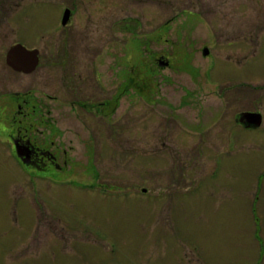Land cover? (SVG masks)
Returning <instances> with one entry per match:
<instances>
[{
	"label": "rangeland",
	"instance_id": "rangeland-1",
	"mask_svg": "<svg viewBox=\"0 0 264 264\" xmlns=\"http://www.w3.org/2000/svg\"><path fill=\"white\" fill-rule=\"evenodd\" d=\"M12 2L0 264H264V0ZM83 4L85 50L81 34L63 38ZM174 15L181 34L166 39ZM16 38L40 49L30 74L5 63ZM245 111L260 128L237 123ZM17 138L45 165L19 160Z\"/></svg>",
	"mask_w": 264,
	"mask_h": 264
},
{
	"label": "flooded vegetation",
	"instance_id": "flooded-vegetation-1",
	"mask_svg": "<svg viewBox=\"0 0 264 264\" xmlns=\"http://www.w3.org/2000/svg\"><path fill=\"white\" fill-rule=\"evenodd\" d=\"M14 3L12 2V0H0V13L1 12H4V10H5V8H7V6L9 5V6H11V5H13ZM66 5H68V6H65L64 8H63V12H62V14H60V17H59V19H58V21H60V25L62 26V28H63V20L64 19H67L68 18V20L70 19L71 20V18H72V15L74 14L73 13V8H72V4L71 5H69V4H66ZM86 5H82V19L80 20V22H79V29H80V31H78V32H76V31H74V30H70L69 29V31L67 32L68 34H64V36H63V38L64 39H66L68 42H70L74 37L73 36H75L77 33L78 34H81L82 35V38L85 40V44H84V50L86 49V47H87V45H88V39H89V37H88V35L91 33V32H93V30H90V29H87V23L88 22H90L89 21V18H90V16L88 15V13H87V11H86ZM85 9V10H84ZM2 14H4L5 15V13H2ZM62 15V16H61ZM175 18H177V16H172L171 18H169V19H166L165 21H164V23H163V25H162V30H163V32H164V36H165V38L167 39V37H166V34H168L169 36H170V38L172 37V36H174L175 38H178V36L181 34L180 32H177L178 30H176V28L174 27V28H171V29H167V25H169L171 22H172V20H174ZM67 20V21H68ZM63 21V22H62ZM130 20L129 19H125L124 20V22H129ZM136 22H137V25H138V27H140V31H141V33L142 32H144L145 31V29L143 28V27H145L146 28V26H144L141 22H140V24H139V21L138 20H135ZM1 23V22H0ZM116 24L118 25V27H120V29L124 32V33H128L130 30H132L133 32H134V28H131V26L128 24V23H123V22H121V21H117L116 22ZM160 29V28H159ZM149 34H151V33H148V35ZM142 35H144L143 33H142ZM159 39H162V38H164V37H162V35L161 36H159L158 37ZM15 42L11 45V46H9V48L11 49L13 46H15V45H17V44H20V43H18L20 40L18 39V38H16L15 40H14ZM84 43V42H83ZM20 45H22V44H20ZM23 46V45H22ZM24 48H26L25 46H23ZM68 48H69V46H67ZM9 49V50H10ZM26 49H28V50H37V56L39 57V53H40V49L38 48V47H35V48H26ZM160 53V52H159ZM158 54V53H157ZM161 54H167V50H163L162 51V53ZM163 55H160V56H163ZM5 63H6V61H5ZM38 66V65H37ZM245 112H253V113H259V111H245ZM242 113H244V112H241V113H239V115L240 114H242ZM262 115V114H261ZM236 121H237V119H236ZM238 123V122H237ZM243 129H246V127H244L243 125H241V124H239ZM15 141L18 143V145L19 146H21V147H24V141H21L20 139H15ZM26 143H28V142H26ZM24 144V145H23ZM31 148V149H30ZM30 150L28 149V152H29V156H28V158H27V160H28V163H31V164H37L38 165V163H41L42 165H45L44 163H42V162H40V161H38V160H40V159H38V158H35L34 156H32V152H34L36 149L33 147V146H30Z\"/></svg>",
	"mask_w": 264,
	"mask_h": 264
},
{
	"label": "water",
	"instance_id": "water-1",
	"mask_svg": "<svg viewBox=\"0 0 264 264\" xmlns=\"http://www.w3.org/2000/svg\"><path fill=\"white\" fill-rule=\"evenodd\" d=\"M207 54L206 48L203 49V55ZM6 64L15 72L30 74L38 65L37 51H28L21 45L12 47L5 58ZM164 66L167 63L163 64ZM261 115L257 113L244 112L239 115L238 122L246 128H258L261 124ZM25 148H18L17 153L19 156H24L26 153Z\"/></svg>",
	"mask_w": 264,
	"mask_h": 264
},
{
	"label": "trees",
	"instance_id": "trees-1",
	"mask_svg": "<svg viewBox=\"0 0 264 264\" xmlns=\"http://www.w3.org/2000/svg\"><path fill=\"white\" fill-rule=\"evenodd\" d=\"M33 165H35V166H36L37 164H33ZM38 165H42V164H41V163H38Z\"/></svg>",
	"mask_w": 264,
	"mask_h": 264
}]
</instances>
